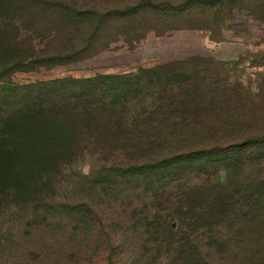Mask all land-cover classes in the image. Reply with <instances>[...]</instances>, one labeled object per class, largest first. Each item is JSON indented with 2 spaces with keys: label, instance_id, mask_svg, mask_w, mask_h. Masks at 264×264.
Wrapping results in <instances>:
<instances>
[{
  "label": "rangeland",
  "instance_id": "obj_1",
  "mask_svg": "<svg viewBox=\"0 0 264 264\" xmlns=\"http://www.w3.org/2000/svg\"><path fill=\"white\" fill-rule=\"evenodd\" d=\"M0 52L26 63L0 86V149L20 151L2 166L0 264H105L126 248L140 264H246L264 226L212 213L191 227L186 208L264 212V0H0ZM106 74L131 84L113 109L93 102ZM38 116L58 120L66 152L22 160L4 121H33L35 145ZM14 163L33 194L13 189Z\"/></svg>",
  "mask_w": 264,
  "mask_h": 264
},
{
  "label": "trees",
  "instance_id": "obj_2",
  "mask_svg": "<svg viewBox=\"0 0 264 264\" xmlns=\"http://www.w3.org/2000/svg\"><path fill=\"white\" fill-rule=\"evenodd\" d=\"M246 6H249V5L247 4ZM0 54L2 55L1 52ZM1 55H0V86H3V88H8V89L14 86H19L20 84L18 82L13 81L12 74L16 70H22L24 66L20 68V65H25L26 63L23 62L22 60L21 61L13 60L14 56H11L10 58L5 60L4 56L3 55L1 56ZM137 71L140 72V70H137ZM115 75L116 74H106L105 78L98 82L97 87L93 88L95 95H93L92 97L94 100L93 102H95L94 103L95 105H99L102 108L109 107L113 109L116 103H119L122 99H124L123 95L116 93V88L118 85H121V88H125L123 85L130 86L131 84L123 83ZM62 82H63V79L62 80L54 79V81L51 82V84L53 83L51 87L48 86L45 89L43 88V90H45L43 92V95H46L48 99L51 100V102H49V105L51 106L49 108L50 110L51 108H53L54 110H58L57 107L65 108L64 98L66 97V93H65L66 91L64 89V84ZM128 89L127 90L125 89V90L128 91ZM69 94L75 95V88H73L72 91H69ZM43 101L45 103L47 102V100H44V99ZM45 106L47 105L45 104ZM39 114H42V113H39ZM36 118H40L36 122L37 128H40V129H37L36 135L34 136L36 147L35 145L31 144V136L29 135L31 132L27 133L29 129H32L33 127H35L33 121L25 120L24 125L22 124L23 127L18 119L10 121L9 122L10 124L8 123V120L4 121L6 126L9 125L11 129H13V132H14L13 137H19L18 143H21V146L24 143L29 148L22 152V160L33 158V159H39V161H43L46 154L49 160L54 158L55 156H62L63 155L62 151L66 152L68 142L65 141L67 138H65L62 132L59 131V129H61L60 127L61 124L58 122L56 118L54 119L52 116L50 117V119L46 117L47 118L46 120L41 118L40 116ZM6 150L7 151H3L2 149H0V184L2 183L4 179V175H5L2 169V166H4V163H7V162L13 163L15 161L12 159V156L18 157L20 155V151L17 147L12 148L11 146L10 148ZM25 166H27V164L25 163L21 166L14 163L11 170L6 174V177H8L10 183L11 182L13 183V189L20 187L19 189L23 193L33 194L34 192L33 190L36 184L35 182H33L32 180L33 178H29L30 171ZM0 195L4 196L5 194L3 193ZM241 200L242 199H240V201L227 200L226 203H224L221 206H219L217 201L214 200V202L209 204L206 208H200V207L195 206V204H189L187 206L188 208L186 209L189 210L192 214L187 216V219L189 221L187 222V224L191 227H197V225L203 223L202 221L205 218L210 219L211 214L214 213V218L218 220V223L220 225H224V227H227V228H233V230L239 229L241 227L246 228V227H250L254 225L261 226L263 228L264 212H258L257 215L251 216L250 214L247 213L248 209H245V206L243 205ZM262 202L264 203V200ZM221 207H228L230 210L232 211L234 210L233 212L234 215L233 213H230V211H229L230 214L221 213L219 211ZM262 208L264 209V207ZM84 213H85L84 210L79 211V217L83 218L85 215ZM149 218L161 219V220H164V223H165V220H167V218L170 219V216L153 215ZM123 235H125V233H123ZM261 236H263V242L260 245ZM261 236H257V234H255V237H254L256 238L255 245L253 244V246H249V248L245 251H239V254L245 259L246 264H263L264 263V244H263L264 243V233ZM136 244H135V247L133 246L135 251L138 250L136 248H139V249L144 248V246L141 244H139L140 247L139 246L136 247ZM131 251H132V248H126L125 251L123 252L122 251L117 252V254L120 256L117 262H109L105 264H140L137 261L136 262L132 261V258L129 255L130 253H132ZM237 255H238V252L236 250L233 253L232 257L236 259ZM185 261L190 262L191 257L186 256Z\"/></svg>",
  "mask_w": 264,
  "mask_h": 264
}]
</instances>
